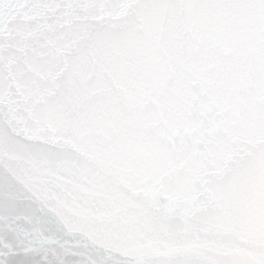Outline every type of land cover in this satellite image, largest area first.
<instances>
[{
	"label": "snow or ice",
	"instance_id": "snow-or-ice-1",
	"mask_svg": "<svg viewBox=\"0 0 264 264\" xmlns=\"http://www.w3.org/2000/svg\"><path fill=\"white\" fill-rule=\"evenodd\" d=\"M0 264H264V0H0Z\"/></svg>",
	"mask_w": 264,
	"mask_h": 264
}]
</instances>
